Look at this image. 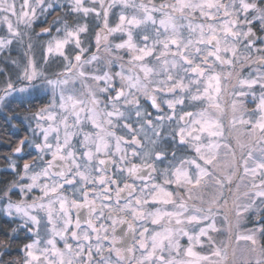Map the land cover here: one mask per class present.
Here are the masks:
<instances>
[{"label": "snow or ice", "instance_id": "obj_1", "mask_svg": "<svg viewBox=\"0 0 264 264\" xmlns=\"http://www.w3.org/2000/svg\"><path fill=\"white\" fill-rule=\"evenodd\" d=\"M0 59V264H264V0H0Z\"/></svg>", "mask_w": 264, "mask_h": 264}, {"label": "trees", "instance_id": "obj_2", "mask_svg": "<svg viewBox=\"0 0 264 264\" xmlns=\"http://www.w3.org/2000/svg\"><path fill=\"white\" fill-rule=\"evenodd\" d=\"M94 51V49H93ZM0 80H2V76H0ZM37 105L39 104V101L36 102ZM13 109L17 112L20 113L22 110L19 108H15L13 106ZM11 115V113H9ZM16 121H13L15 123ZM27 126V123H25V127ZM8 125L4 123L3 119V114H0V153H7L9 148L12 146L10 141H14L16 139L15 136H12L10 133L6 131ZM12 131H16L15 129H12ZM20 134L23 133V129H21ZM4 166V162L2 159H0V168Z\"/></svg>", "mask_w": 264, "mask_h": 264}, {"label": "rangeland", "instance_id": "obj_3", "mask_svg": "<svg viewBox=\"0 0 264 264\" xmlns=\"http://www.w3.org/2000/svg\"><path fill=\"white\" fill-rule=\"evenodd\" d=\"M37 55H39V53H37ZM12 56L13 58L20 57L21 62H23L22 52L18 47L14 46ZM0 68H6L8 74L11 75L13 79H15V76L17 75V72H18L17 69L13 68L10 64H7V62L2 59H0Z\"/></svg>", "mask_w": 264, "mask_h": 264}]
</instances>
